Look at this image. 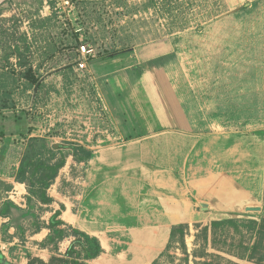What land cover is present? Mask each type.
I'll return each mask as SVG.
<instances>
[{
  "label": "rangeland",
  "instance_id": "1",
  "mask_svg": "<svg viewBox=\"0 0 264 264\" xmlns=\"http://www.w3.org/2000/svg\"><path fill=\"white\" fill-rule=\"evenodd\" d=\"M82 44L92 55L80 69ZM173 132L199 142L186 172L163 184ZM102 166L129 167L137 184L127 192L122 177L97 175ZM263 196L264 0H0V249L10 264L65 257L82 240L72 221L82 213L116 223L163 200L182 213L160 241L141 236L155 244L150 264H264ZM109 238L128 255L140 245Z\"/></svg>",
  "mask_w": 264,
  "mask_h": 264
},
{
  "label": "crops",
  "instance_id": "2",
  "mask_svg": "<svg viewBox=\"0 0 264 264\" xmlns=\"http://www.w3.org/2000/svg\"><path fill=\"white\" fill-rule=\"evenodd\" d=\"M185 133L182 134L179 132H173V135L169 136V141H170L168 146L169 157L167 156H165V158L161 157L162 162H160V166L158 169L162 172L161 174L162 176L159 179L163 184L166 183L165 177L168 176L170 178L175 177L176 179H179V177L183 174V172L184 171L186 172L190 157L196 155L195 151L197 149L199 137ZM137 136H139V134ZM147 136L148 138H151L150 134H148ZM160 138L161 139L157 141V143H154V145L158 146L160 154L162 155L163 153H165L167 149V146L165 145V143H163V139L167 137L160 136ZM121 170L122 171L114 172V168L110 169L108 166H102L97 175L105 176V177L108 175L122 177L124 179L123 186H125V190L128 192L129 191L128 187L130 185L131 186L136 185L137 179L133 177V175L135 174L133 175L130 174L129 167H122ZM154 177H156L155 174H153V181L147 178L146 184H151L155 186L158 185L159 180L157 177L156 178ZM92 190L93 189H90L89 194L92 193ZM94 196H93V202H94ZM174 197L175 198H173V200H175L176 202L181 201L176 196ZM178 204L180 205L178 208L179 209L182 208L183 211L184 207H181L182 204L181 203ZM176 207H177L176 204L174 203L170 204L169 202H167V200H163L160 205L158 204L151 205L145 210H142L140 207L139 213L135 212L133 214L132 213L129 214L127 220H123L122 222L112 223L106 220L94 221L92 220V218L96 216L94 215L95 214L94 210H91L86 215L82 213L81 214L82 217H79V219L77 216H75L72 221L79 228L80 231L92 237H96L101 244L102 247L101 254L88 261L95 262L97 260L101 262L100 264H150L157 255V253L154 252L155 244L154 243L151 244L152 247L145 246V242H142L140 244V240H142L141 236L152 235L158 237L157 239L160 241V238L163 235L164 236L168 235L170 232V224H171L170 217L177 216L182 213V212H178L180 210H178ZM176 210L177 212H175ZM111 235H114L115 237L118 238L121 236L124 237L129 236V239L131 238L132 240L136 238L137 240L132 242L136 243L139 240L138 243L142 247L140 245H137L138 247H135L137 248L135 249V252L131 250L132 253L131 255H128L130 254L128 253V250H123L122 252H115L114 251L115 249L112 247L109 241L110 239L109 237ZM148 243L150 244V242ZM111 249L112 251H110ZM0 252L1 255L5 257L6 261L11 263V260L6 258V256L4 255L3 251H1V249Z\"/></svg>",
  "mask_w": 264,
  "mask_h": 264
},
{
  "label": "trees",
  "instance_id": "3",
  "mask_svg": "<svg viewBox=\"0 0 264 264\" xmlns=\"http://www.w3.org/2000/svg\"><path fill=\"white\" fill-rule=\"evenodd\" d=\"M25 75L27 76L28 80L32 85L38 86V77L34 73V70L32 67H28L25 71ZM79 149L83 150L86 156H91V151L84 149L83 147H79ZM21 168L23 169L25 167L24 162H22ZM264 197V196H263ZM78 236L82 238L80 241L79 239L74 241L75 243H82L85 245V248L83 250L82 257H75L71 258V254L74 252V244L68 247V249L65 252L64 256H52L48 262H44L43 260L37 258V257H29V260L27 264H86L85 260L95 258L99 256L102 252V247L99 242V240L96 237H92L80 230H77ZM0 264H10L8 261H6L5 257L1 255L0 252Z\"/></svg>",
  "mask_w": 264,
  "mask_h": 264
},
{
  "label": "built area",
  "instance_id": "4",
  "mask_svg": "<svg viewBox=\"0 0 264 264\" xmlns=\"http://www.w3.org/2000/svg\"><path fill=\"white\" fill-rule=\"evenodd\" d=\"M68 3V1H66ZM80 55L82 56V61H80L78 63V66L80 69L84 68L86 65V60L88 59V57H90L92 55L91 53V49H88L85 45H80Z\"/></svg>",
  "mask_w": 264,
  "mask_h": 264
}]
</instances>
